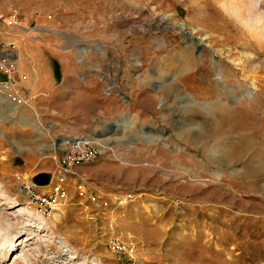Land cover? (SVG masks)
<instances>
[{
	"label": "rangeland",
	"instance_id": "obj_1",
	"mask_svg": "<svg viewBox=\"0 0 264 264\" xmlns=\"http://www.w3.org/2000/svg\"><path fill=\"white\" fill-rule=\"evenodd\" d=\"M44 35L67 80H175L178 131L124 118L46 215L29 190L48 168L11 138L31 123L1 112L0 264H264V0H0V44Z\"/></svg>",
	"mask_w": 264,
	"mask_h": 264
},
{
	"label": "crops",
	"instance_id": "obj_2",
	"mask_svg": "<svg viewBox=\"0 0 264 264\" xmlns=\"http://www.w3.org/2000/svg\"><path fill=\"white\" fill-rule=\"evenodd\" d=\"M45 30L51 32L50 28ZM21 39L22 42H18L9 36L4 42L15 43L13 53L19 72L27 75L22 81L23 92L30 98L21 106L5 101L0 104V113L12 111L22 121L31 123L28 126L17 124L12 128L11 138L21 148L27 146L23 148L28 159L33 157L35 152L31 153V150L35 148L37 158L44 160L48 168L43 171L51 172L52 163H56L53 157L61 153L66 139L82 138L106 151L115 141V126L126 124L124 118L135 119L137 128L144 132L152 128L170 133L172 137L178 131L179 100L173 87L175 80H128V92L117 94L114 92V87L118 86L115 80L108 87L100 80L86 79L77 69L67 80L62 62L58 80L51 60L54 48L47 44L46 36L41 39L23 36ZM38 123L43 127L41 132L37 129Z\"/></svg>",
	"mask_w": 264,
	"mask_h": 264
},
{
	"label": "built area",
	"instance_id": "obj_3",
	"mask_svg": "<svg viewBox=\"0 0 264 264\" xmlns=\"http://www.w3.org/2000/svg\"><path fill=\"white\" fill-rule=\"evenodd\" d=\"M8 23L14 24L15 21L10 19ZM15 47L13 42L0 44V104L7 101L21 106L27 104L30 97L23 92L22 81L27 79V75H21L19 72V64L13 53ZM104 153L105 149L94 142L82 138L66 139L61 153L53 157L56 163L50 173L49 184L38 185L33 182L29 190L30 201L38 204L43 214L51 215L56 207L69 199L68 185L78 174V168L85 163L93 162ZM76 191L77 195L85 200L94 202L99 198L93 187L81 176L76 180ZM108 246L118 254L129 252V246L117 235L109 238ZM118 264H139V262L131 254L129 260Z\"/></svg>",
	"mask_w": 264,
	"mask_h": 264
},
{
	"label": "water",
	"instance_id": "obj_4",
	"mask_svg": "<svg viewBox=\"0 0 264 264\" xmlns=\"http://www.w3.org/2000/svg\"><path fill=\"white\" fill-rule=\"evenodd\" d=\"M33 182L38 185H48L50 182V174L48 172H40L33 177Z\"/></svg>",
	"mask_w": 264,
	"mask_h": 264
},
{
	"label": "trees",
	"instance_id": "obj_5",
	"mask_svg": "<svg viewBox=\"0 0 264 264\" xmlns=\"http://www.w3.org/2000/svg\"><path fill=\"white\" fill-rule=\"evenodd\" d=\"M60 74H61V73L57 71V73H56V78H57L58 80H60ZM0 77H1V74H0Z\"/></svg>",
	"mask_w": 264,
	"mask_h": 264
}]
</instances>
